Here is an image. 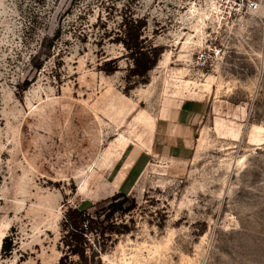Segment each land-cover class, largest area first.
I'll return each mask as SVG.
<instances>
[{"label": "rangeland", "instance_id": "obj_1", "mask_svg": "<svg viewBox=\"0 0 264 264\" xmlns=\"http://www.w3.org/2000/svg\"><path fill=\"white\" fill-rule=\"evenodd\" d=\"M231 4L0 0V264H264V11L232 26ZM139 21L144 76L123 41ZM210 45L226 53L202 68ZM121 190L135 207L74 254L67 213Z\"/></svg>", "mask_w": 264, "mask_h": 264}, {"label": "trees", "instance_id": "obj_2", "mask_svg": "<svg viewBox=\"0 0 264 264\" xmlns=\"http://www.w3.org/2000/svg\"><path fill=\"white\" fill-rule=\"evenodd\" d=\"M132 24V19L129 22ZM140 22V23H139ZM138 25H136L137 30L132 32L133 28L130 26L126 37L123 40L125 45L132 51V57L134 59L135 67L132 68V75L144 76L157 62L158 50L154 49L153 52L148 49H144L142 45V40H140L141 36V26L142 21H139ZM144 24V23H143ZM112 71V70H110ZM139 161L134 165L131 169L128 177L125 179L122 186L126 183L128 178L132 175H139L142 172V169L139 168L137 170ZM122 163L116 165L117 172L121 168ZM135 175V176H136ZM116 202H112L107 208L103 209L97 216L94 218L85 208L89 202H83L80 206L76 207L73 210H70L65 217V229L68 230L67 236L69 238L68 245H70L71 251L74 254L84 255L86 252L84 243L87 244L86 241V233L93 231L94 224L104 222L105 220H109L116 213L126 214L130 212L134 207L135 203L133 202L131 205L126 206L128 201L127 192L121 190L117 195ZM118 197H123L119 199ZM104 215L102 220L99 219L101 215ZM4 250H10L11 248L7 247L6 244L3 246ZM61 264L63 263V258L61 259Z\"/></svg>", "mask_w": 264, "mask_h": 264}, {"label": "built area", "instance_id": "obj_3", "mask_svg": "<svg viewBox=\"0 0 264 264\" xmlns=\"http://www.w3.org/2000/svg\"><path fill=\"white\" fill-rule=\"evenodd\" d=\"M232 2L229 8L227 17L228 23L231 22L235 26L238 22L254 18L260 12L264 11V0H230ZM222 53L225 54L218 46L210 45L208 48H203L197 53L199 66L206 67L208 64L218 62L222 59Z\"/></svg>", "mask_w": 264, "mask_h": 264}, {"label": "bare ground", "instance_id": "obj_4", "mask_svg": "<svg viewBox=\"0 0 264 264\" xmlns=\"http://www.w3.org/2000/svg\"><path fill=\"white\" fill-rule=\"evenodd\" d=\"M216 11V13H217V16L220 18V9H218V8H216L215 9ZM215 13V14H216ZM209 15H207V17H208ZM216 16V17H217ZM199 33L201 34V29L199 30ZM203 37V36H202ZM198 42H200L201 43V40H199ZM194 43V42H193ZM210 76V75H209ZM210 78V77H209ZM208 79V78H207ZM209 80V79H208ZM213 83V82H212ZM211 83V84H212ZM206 85V84H205ZM210 88V87H209ZM127 113V112H126ZM146 120V119H145ZM151 123H150V125H149V135L148 136H146L145 137V139H144V141H142V144L145 146V147H148L149 148V144H150V138H151V134H152V132H153V129H154V125H155V122L154 121H150ZM147 126V125H146ZM119 138V140H120V142L124 145V146H127L128 145V143H129V141H130V137H128L127 135H125V134H123V133H121V134H119V136H118ZM133 140H135V139H133ZM205 142V139H204V137H201L200 139H199V144H198V147L201 149V147H203V145L205 144L204 143ZM140 143V142H139ZM141 144V143H140ZM140 146V145H139ZM137 147V146H136ZM103 164H104V161L102 162ZM114 188L115 187H112L111 189H112V191L114 190Z\"/></svg>", "mask_w": 264, "mask_h": 264}, {"label": "crops", "instance_id": "obj_5", "mask_svg": "<svg viewBox=\"0 0 264 264\" xmlns=\"http://www.w3.org/2000/svg\"><path fill=\"white\" fill-rule=\"evenodd\" d=\"M169 110H170V109L166 110L165 112H163L162 114H160L159 117H156L155 126H154L153 132H152V134H151V138H152V139L150 138L149 150L142 152L141 155L139 156V158L137 159L136 163L142 159L143 153H148V154H151V153H152V151H153L154 139H155V134H156V128H157V120H158V118H159V119H161V118L168 119V117L170 116V113H168ZM136 163H135V164H136ZM135 164H134V165H135ZM134 165H133V166L131 165L130 169H132V168L134 167ZM127 166H128V165H127ZM130 171H131V170H130ZM130 171H129V173H130ZM129 173H128V175H129ZM127 177H128V176H127Z\"/></svg>", "mask_w": 264, "mask_h": 264}]
</instances>
